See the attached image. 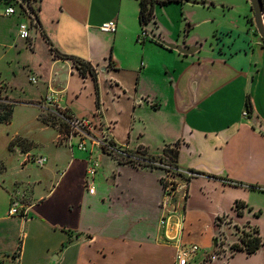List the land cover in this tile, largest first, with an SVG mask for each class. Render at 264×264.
I'll return each instance as SVG.
<instances>
[{"label": "crops", "instance_id": "crops-1", "mask_svg": "<svg viewBox=\"0 0 264 264\" xmlns=\"http://www.w3.org/2000/svg\"><path fill=\"white\" fill-rule=\"evenodd\" d=\"M27 1L37 17L30 42L18 37L21 17L0 26V61L8 56L0 70L6 85L0 86V103L30 108L39 132L51 138L34 142L15 134L8 143L12 150V140L19 139L11 166L19 175L8 179L0 163V264L12 255L18 264H178L177 246L192 244L199 250L185 264H264L259 35L252 41L238 33L237 41L228 32L215 45L182 46L176 30L162 26L155 13L176 2L154 4L147 32L159 41L139 39V0ZM109 20L116 23L113 33L100 30ZM51 48L89 63L96 79ZM51 91L59 109L107 127L116 146L142 147L153 156L165 146L176 148L177 165L197 175L177 179L174 204L163 209L162 169L133 165L89 145L90 155L57 140V124L43 120L53 116L44 103ZM35 146L47 158L40 175L25 161ZM91 157L98 161L93 194L85 183ZM12 199L26 215L8 214ZM238 201L245 204L239 210ZM221 216L256 227L261 246L253 253L233 250L239 239L229 232L222 245L214 244ZM161 217H168L164 225Z\"/></svg>", "mask_w": 264, "mask_h": 264}, {"label": "rangeland", "instance_id": "rangeland-1", "mask_svg": "<svg viewBox=\"0 0 264 264\" xmlns=\"http://www.w3.org/2000/svg\"><path fill=\"white\" fill-rule=\"evenodd\" d=\"M191 1H205L206 3H175L156 8L155 10L156 18L162 26L166 27L168 30H170V28L176 30L175 33L179 36L178 41L182 46H185L188 43L204 45L206 43V46H208L211 42L212 45H215V42L220 38L225 39L227 35L224 33L228 32L231 35H234V38L237 41L240 40L236 35L238 33L240 34V37L248 36L252 41L257 38V33L255 32L256 28L253 24V11L249 0ZM10 4L15 8V14L11 17H5L3 12L8 3L5 0H0V26H8L9 19H13L16 16L21 17L24 21L30 23V19L23 16L24 13L17 2L12 1ZM179 29L180 31H178ZM11 55L12 54L9 55V58ZM7 59L8 56L5 57L4 61H0V70L4 67L3 62ZM0 86L6 85L0 82ZM0 104L8 105L5 102ZM33 116L34 112H32L30 108L15 104L9 121H0V163L7 167L5 175L10 180L18 178L19 175L16 172V168L11 167L16 164L15 156L18 153L16 144L19 142V139L18 137H15L12 140L13 143L11 144V150L8 148V143H10L11 137L16 134L19 137L26 138L27 140L31 139L34 142L43 141V139L50 140L51 138L50 132H48L49 134L47 132H44L43 134L39 132ZM39 154H42L41 147L35 146L32 152V157L36 158L41 156ZM30 163V172L32 174L36 173L40 175V173L43 172V167H38L32 160H30ZM231 223L232 219L226 216L216 217L215 226L217 234L218 231H221V236L215 238L217 244L220 243V245H222V243L225 242L226 232L235 233L239 237V234L250 229L246 226H238L237 224ZM214 250L217 251L218 249L214 248ZM227 253L229 252H225L224 254L227 255Z\"/></svg>", "mask_w": 264, "mask_h": 264}, {"label": "built area", "instance_id": "built-area-1", "mask_svg": "<svg viewBox=\"0 0 264 264\" xmlns=\"http://www.w3.org/2000/svg\"><path fill=\"white\" fill-rule=\"evenodd\" d=\"M22 11L27 13L30 23L26 21H20L17 25V34L19 39L30 42L31 30L36 24L34 18L28 11L22 8ZM15 14V8L12 4L8 3L7 7L5 8L3 15L5 17H10ZM100 30L104 32H115L116 30V23L113 20H109L104 22L100 26ZM149 34L146 29V25H142L139 39H145L148 37ZM32 83H36L37 79L32 76L30 78ZM45 104L50 105L53 107V116L57 122V126L60 128L57 134V140L65 141L69 147L76 146L77 149L81 151H89L91 155L93 152L88 148L89 145L93 148L103 151L104 153L112 154L118 157L128 158L135 162L140 163L141 167H149V168H160L163 171V175L161 177L162 184L164 187V199L161 203L162 208H166L167 206H173L175 198H176V191L178 190V183L177 179L181 178L180 175H183L186 178H192L197 173L193 172L192 170L181 168V167H173L161 161H150L143 158H137L133 155H127L121 147L116 146L113 144L112 140L108 135V128L103 126V124H96L89 118H80L74 116L70 113H67L64 109H59L56 104L55 92L51 91L45 96ZM248 111L245 110L243 115H247ZM96 130L98 134H96ZM32 160L35 165L38 167H42L47 158L44 156H39L33 158L32 155H27L25 161ZM135 165V164H134ZM139 166V165H137ZM98 168V161L96 157H91L89 159L87 168H86V176H85V183L87 192L89 194H93L95 191V187L93 185V176L96 173ZM27 209L24 207H19L15 200L10 201V206L8 209L9 215H26ZM168 217H161L160 224L164 225L167 222ZM222 230V229H221ZM221 236V231H218L216 237L219 238ZM198 247L196 245H178L176 250V258L178 264H185L189 255L194 254L198 251ZM3 264H18L17 255L14 257V260L8 258L6 263Z\"/></svg>", "mask_w": 264, "mask_h": 264}, {"label": "trees", "instance_id": "trees-1", "mask_svg": "<svg viewBox=\"0 0 264 264\" xmlns=\"http://www.w3.org/2000/svg\"><path fill=\"white\" fill-rule=\"evenodd\" d=\"M139 1H140L139 21H140L141 25H146L149 22L154 21V19H153L154 18L153 7H154L155 3H158V4H166V3H170V2L183 3V2H187L188 0H139ZM261 1H262V6H263V12H264V0H261ZM28 4L30 7V12L34 13V8L29 1H28ZM36 18L37 17L35 16L34 20L37 23ZM263 43H264V41H263ZM52 50L54 53L58 54L59 56H61L63 58L71 59L75 63V65L78 67L81 74H85L86 70H88V71H90L94 80L96 79V76H95L93 69H91L89 63H87L86 61H83V60L76 58V57H73V56L60 54L55 49H52ZM11 111H12V106L10 104H8V105L0 104V121L8 122L10 119ZM43 120H45L48 123L54 124V125L55 124L60 125V123L57 122L53 116H52V118H50L48 116L44 117ZM58 129H60V128L58 127ZM124 152L129 156L133 155L137 158H143V159H147L150 161L157 160V161L164 162V163H166L170 166H173V167H179L177 165L178 151L176 148H171V147L165 146L162 150V154L159 156L148 155L146 153L145 149H143L142 147L137 148L135 151H129V150L125 149ZM113 156H115V155H113ZM119 158H120L119 160L131 163L133 165L135 164V165H139V166H145V165H141L138 162L130 160L128 158L127 159L123 158V157H119ZM193 172H195V171H193ZM180 176H181V178H186L183 175H180ZM161 182H162V180H161ZM234 206L237 210H239L242 207H244L245 204L241 201H238L235 203ZM249 228L250 229H248V231H244V232H242V234H239V237H238L239 243L232 245L231 249H233V250H244L246 253H253L261 246L262 240H261V237L259 235L258 229L256 227H249ZM15 256L16 255H12L10 257V259L14 260Z\"/></svg>", "mask_w": 264, "mask_h": 264}, {"label": "water", "instance_id": "water-1", "mask_svg": "<svg viewBox=\"0 0 264 264\" xmlns=\"http://www.w3.org/2000/svg\"><path fill=\"white\" fill-rule=\"evenodd\" d=\"M16 1L19 3V5L22 8H24L33 17H35L34 13L30 12V7H29V4H28L27 0H16ZM187 2H192V3H197V4L206 3L205 1L198 2V1H191V0H188ZM249 2L251 3V8H252V11H253V24L255 25L256 32L259 35V37L262 39V41H264V12H263L262 1L261 0H249ZM146 29H147V24H146ZM149 35L153 39L159 40L157 35H155L153 33H150ZM169 47H172V48H175V49L180 48V51H181V48H182V47H178L177 48V46H170V45H169ZM214 244H216V240H214Z\"/></svg>", "mask_w": 264, "mask_h": 264}]
</instances>
